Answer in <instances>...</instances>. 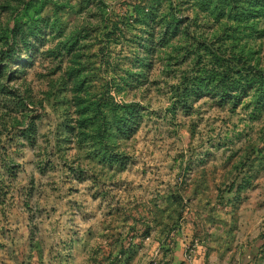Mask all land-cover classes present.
Here are the masks:
<instances>
[{"label": "rangeland", "instance_id": "obj_1", "mask_svg": "<svg viewBox=\"0 0 264 264\" xmlns=\"http://www.w3.org/2000/svg\"><path fill=\"white\" fill-rule=\"evenodd\" d=\"M0 264H264V0H0Z\"/></svg>", "mask_w": 264, "mask_h": 264}]
</instances>
